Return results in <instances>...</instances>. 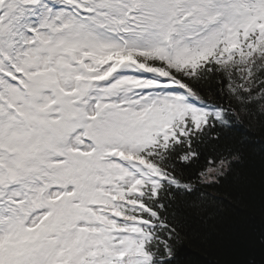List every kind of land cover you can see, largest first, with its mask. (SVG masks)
Returning <instances> with one entry per match:
<instances>
[{
    "label": "snow or ice",
    "instance_id": "1",
    "mask_svg": "<svg viewBox=\"0 0 264 264\" xmlns=\"http://www.w3.org/2000/svg\"><path fill=\"white\" fill-rule=\"evenodd\" d=\"M245 117L264 0H0V264H196Z\"/></svg>",
    "mask_w": 264,
    "mask_h": 264
},
{
    "label": "trees",
    "instance_id": "2",
    "mask_svg": "<svg viewBox=\"0 0 264 264\" xmlns=\"http://www.w3.org/2000/svg\"><path fill=\"white\" fill-rule=\"evenodd\" d=\"M211 87L219 90L218 80ZM226 91V87H225ZM244 141V159L213 195L225 201L210 213L191 215L187 227L196 264H242L262 259L259 239L264 234V130L245 117L238 125Z\"/></svg>",
    "mask_w": 264,
    "mask_h": 264
}]
</instances>
